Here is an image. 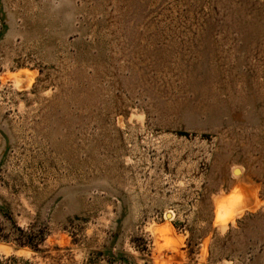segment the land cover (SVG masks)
I'll use <instances>...</instances> for the list:
<instances>
[{"label": "rangeland", "instance_id": "1", "mask_svg": "<svg viewBox=\"0 0 264 264\" xmlns=\"http://www.w3.org/2000/svg\"><path fill=\"white\" fill-rule=\"evenodd\" d=\"M0 264H264V0H0Z\"/></svg>", "mask_w": 264, "mask_h": 264}, {"label": "bare ground", "instance_id": "2", "mask_svg": "<svg viewBox=\"0 0 264 264\" xmlns=\"http://www.w3.org/2000/svg\"><path fill=\"white\" fill-rule=\"evenodd\" d=\"M234 172L237 173V174H239L240 170L238 168H234Z\"/></svg>", "mask_w": 264, "mask_h": 264}]
</instances>
